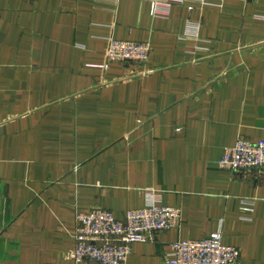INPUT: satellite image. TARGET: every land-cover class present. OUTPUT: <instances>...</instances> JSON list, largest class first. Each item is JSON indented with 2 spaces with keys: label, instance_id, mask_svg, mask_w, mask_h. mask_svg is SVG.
Here are the masks:
<instances>
[{
  "label": "crops",
  "instance_id": "crops-1",
  "mask_svg": "<svg viewBox=\"0 0 264 264\" xmlns=\"http://www.w3.org/2000/svg\"><path fill=\"white\" fill-rule=\"evenodd\" d=\"M110 39L148 61L107 63ZM241 137L264 140V0H0V264H75L76 214L157 200L180 226L128 264L219 224L264 264V175L216 166Z\"/></svg>",
  "mask_w": 264,
  "mask_h": 264
},
{
  "label": "built area",
  "instance_id": "built-area-1",
  "mask_svg": "<svg viewBox=\"0 0 264 264\" xmlns=\"http://www.w3.org/2000/svg\"><path fill=\"white\" fill-rule=\"evenodd\" d=\"M224 1L199 0V3L201 6L221 8ZM156 14L153 6L152 15ZM149 55L150 46L146 42L110 39L106 61L145 64ZM216 166L232 173L254 170L264 175V140L252 143L238 138L232 147L223 150ZM75 221V244L71 251L75 264H128L132 245L149 242L157 233L179 228L181 211L162 206L157 200L142 209L128 211L123 221L100 208L76 214ZM239 259V250L224 244L222 224H219L217 230L207 237L170 244L165 263L236 264Z\"/></svg>",
  "mask_w": 264,
  "mask_h": 264
}]
</instances>
